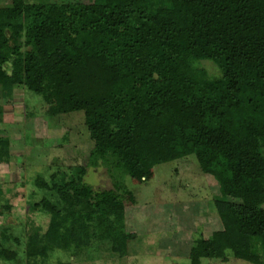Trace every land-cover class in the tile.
Returning a JSON list of instances; mask_svg holds the SVG:
<instances>
[{
  "label": "trees",
  "instance_id": "trees-1",
  "mask_svg": "<svg viewBox=\"0 0 264 264\" xmlns=\"http://www.w3.org/2000/svg\"><path fill=\"white\" fill-rule=\"evenodd\" d=\"M17 88L36 101L31 117L83 113L93 144L86 165L37 173L32 209L50 220L47 245L28 256L69 249L63 221L73 213L125 208L128 177L146 181L152 167L195 156L217 182L207 206L231 256L264 264V0H9L0 6V90ZM13 156L0 133V163ZM90 167L106 170L110 189L86 182ZM17 197L18 185L0 177V208ZM9 241L0 239V262L17 260ZM220 241L217 232L193 238L197 251Z\"/></svg>",
  "mask_w": 264,
  "mask_h": 264
},
{
  "label": "rangeland",
  "instance_id": "rangeland-1",
  "mask_svg": "<svg viewBox=\"0 0 264 264\" xmlns=\"http://www.w3.org/2000/svg\"><path fill=\"white\" fill-rule=\"evenodd\" d=\"M6 3L9 0H0V6ZM202 66L212 74L217 72L208 62ZM27 105L34 107L36 101L24 90L17 88L7 94L0 90V133L10 135L14 153L12 161L0 163V177L3 183H16L19 190V197L10 200L12 209L0 208V239L9 235L6 246L18 257L15 262L0 264H188L194 257H201L202 264H250L231 256L221 221L207 206L209 200L219 197L217 182L202 173L195 156L152 167L146 181L128 177L125 208L100 215L73 213L63 221L70 222L69 249L28 256L47 245L42 236L50 220L41 209H32L31 200L41 198V194L33 195L37 173L49 176L59 168L67 171L86 165L93 144L83 113L50 121L43 111L29 116ZM85 180L97 190L111 188L103 168H88ZM34 231L40 236L35 244L31 240ZM214 232L221 238L218 247L197 251L193 238Z\"/></svg>",
  "mask_w": 264,
  "mask_h": 264
}]
</instances>
